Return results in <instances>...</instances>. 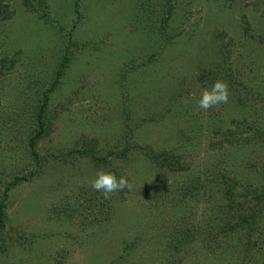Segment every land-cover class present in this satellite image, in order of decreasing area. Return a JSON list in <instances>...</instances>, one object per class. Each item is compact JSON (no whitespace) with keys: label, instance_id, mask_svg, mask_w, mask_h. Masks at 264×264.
I'll list each match as a JSON object with an SVG mask.
<instances>
[{"label":"rangeland","instance_id":"374dc122","mask_svg":"<svg viewBox=\"0 0 264 264\" xmlns=\"http://www.w3.org/2000/svg\"><path fill=\"white\" fill-rule=\"evenodd\" d=\"M254 1L256 6L246 2L236 7L233 0H178L170 22L175 33L173 43L165 47L160 55L156 52L158 61L143 74L139 72V68L131 78L119 83L120 69L129 57L140 58L141 52L143 55L152 54L153 48L159 46L160 39L151 36L150 27L145 25V21L148 19L149 23L157 22L161 3L166 4V0H49L54 28L47 25L42 17L28 13L22 0H5V4L12 8L7 27L13 36L0 40V56L12 58L18 50L28 53L32 49H36L38 56L34 67H23L18 63V71L10 79V84L3 90L0 89L1 106L10 103L9 111H30L29 109L39 106L40 98L37 99L30 91L27 95L23 94L26 96L23 101L19 100L20 96L15 88L22 82L21 78L26 72L31 75L32 80L46 75L48 70L56 66L62 45L67 46L69 42L73 44V50H76V59L51 95V104L58 112L56 125L50 138L44 143L40 142L38 146L40 154L47 156L48 163L41 167L34 180L20 182L13 187L5 202L7 225L5 237L0 238V264H100L101 255L98 256L93 249L81 250L83 244L77 242V236L71 235L72 229L69 227V224H100L96 225V220L94 224H82V218L83 221L92 218L88 217V209H83L86 213L84 216L74 217L70 222L64 219L67 216L61 217L60 206L63 203H56L63 202L67 194L83 189L82 186H100L108 189L110 195L117 192L119 200L125 202L124 210L132 212L146 198L143 178L148 176L151 179L149 175L152 172L159 175L152 168L154 165L150 164L146 147L159 153L172 146L188 150L187 145L180 146V135H173L172 125L177 121L183 131H199L192 128L190 121L179 120L177 115L185 114L186 111L195 114L194 116H202L199 117L202 126L198 128L205 133H197L198 150L194 152L193 158L184 162L188 164L185 165L187 170L178 172L180 180H163L173 183L172 188L183 184L187 176H190L189 180L205 178L198 176L204 171L199 159L208 162L217 156L216 152L220 155L219 148H209L210 138L206 133H211L214 126L221 124L232 126L231 120L235 117L240 124L241 134L238 145L240 149L236 148L234 154L239 160L247 158L249 162L254 161L256 170L261 169L260 166L264 165V144L251 136L254 131L258 132L260 120L254 114L239 119L240 111L235 109L239 105L236 101V87L230 92L227 88L229 82L200 78L214 68L213 62L227 63L228 68L238 77L242 76L247 83L253 74L264 76V70L257 64L253 49L248 50L257 46V42L252 41L256 45L246 44L249 46H245L246 52L239 44L246 40L247 31L242 28L244 20L252 25L251 32L258 30L257 34L264 36V0ZM142 6L145 9L142 10ZM214 31L217 33L213 34ZM111 44L114 47L110 53ZM227 44L231 45L228 50L224 47ZM105 48L108 51L103 53ZM239 50H242V54ZM18 57L20 58L17 54ZM21 58L25 59L24 56ZM140 61L139 59L138 62ZM259 80L264 83V77ZM34 86L33 83V88ZM139 88L158 92L155 96L151 92L148 97L146 94L132 95V89L138 93ZM196 118L191 121L195 122ZM151 119L157 121L150 122ZM131 120H146L149 124L132 133L131 123V132H127L129 130H126V125ZM130 133L131 136H128ZM127 141L137 144V147L125 158L121 151ZM88 143L95 145L102 157L106 156L105 166H97L89 157L76 158L73 163L51 158L52 152L61 151L64 154L69 149ZM20 144L21 151L18 153L25 164L28 155L25 153L24 142ZM108 147L110 148L106 150ZM112 151L114 152L108 156ZM216 172L218 171L213 170L209 174ZM231 173L232 176H238L236 169ZM9 176L11 175L8 174L7 180L4 178L0 182L9 183ZM251 178L253 177L250 176ZM108 180L113 183L119 181L124 193L120 194L113 187L109 190ZM220 181L217 185L219 188L225 187V191L228 185L223 178ZM165 191L166 183L162 182L156 193L163 195ZM1 198L0 189V202ZM198 203H202L201 199ZM236 203L230 206L227 213H219L217 218L211 212L206 213L203 205L193 204L183 211L180 207L176 209L172 203H163L160 206L166 210L161 213L163 218L158 217L156 222L149 224L145 220L137 223L138 219L131 223H137L132 232H138L136 235L143 238L144 245L137 243L139 247L135 251L123 253L129 239L124 242L128 235L120 233L115 242L106 246V250L111 248L112 252L107 254L105 251L106 257L102 264H111L112 258H118L120 253L124 255V263L162 264L158 258L166 260L170 257L171 264H264V247L250 248L248 238L244 234L238 235V229H230L234 234L226 236L220 231L229 224H236ZM168 210L170 213H167ZM148 219L150 220L149 216ZM124 221L122 217L119 221L116 220L115 225ZM86 223H90V220ZM216 223L224 226L219 228ZM262 230L264 226L261 227ZM261 231L258 233L262 234ZM131 235L133 234L130 233L129 236ZM67 237L76 240L73 242L69 239L70 242H66L69 241L65 239ZM178 239L183 242L181 247ZM65 246L76 249L72 260H66L67 262L58 255L59 250ZM113 247L118 248L114 250ZM36 249H40L39 252L30 256L31 251ZM223 251L227 252L222 254Z\"/></svg>","mask_w":264,"mask_h":264},{"label":"trees","instance_id":"16d2710c","mask_svg":"<svg viewBox=\"0 0 264 264\" xmlns=\"http://www.w3.org/2000/svg\"><path fill=\"white\" fill-rule=\"evenodd\" d=\"M233 1L235 2L236 7L246 2H250L253 6H256L254 0ZM158 2L160 3L161 1ZM177 2L178 0H166V4L161 3L160 18L157 22L149 23V20L146 19L145 25L150 27L151 36L154 35V37L160 39L159 46L156 45L153 48V53L155 54L152 53L143 55V52H141L140 58L136 56L131 58L129 57L130 59L128 58L120 69L119 77L121 80L119 83L131 78L132 74L135 73L136 70H139V68H141L139 72H142L143 74L150 68L151 65L154 64V62L158 61V58L156 59V52L160 55L161 51L164 50L165 47H168L169 44L173 43L172 38L175 36V33L172 28L173 24H170V22L176 11ZM22 3L28 13L36 14L39 17H42L45 19L47 25L54 28L52 18L50 16L52 7L50 6L49 0H22ZM143 9H145L144 6H142V10ZM11 10V6L9 4H5V0H0V40H7L13 36V33L10 32V28L7 27V21L10 20L12 15ZM242 28L246 29L247 35L245 36L246 40L244 43L243 41L239 43L240 46L245 50V46H248L246 44L256 45L257 42V46L248 48V50L253 49V54L257 64L264 70V36H259L257 34L259 33L258 30L256 32H251L250 30L253 27L247 20L243 21ZM215 33L217 32L214 31L213 34ZM252 41L256 42L253 43ZM72 45L73 44L71 42H69L67 46L62 45L56 59V66L53 67V69L48 70L46 75H41V78L39 79H35L34 77L32 80L31 75H28V72H26L25 76L21 78L22 82L17 84L18 86L15 88V91H17L20 96L19 100L23 101L26 97L24 95H27L30 91V93H33L37 99L38 97L40 98L39 106L29 109L30 111L25 109L21 111H15L12 109V111H9L8 108L10 107V103H7L5 106L0 105V180L3 181L4 178H8V174L11 175L9 176L11 179L9 183L0 182L2 195V200L0 202V238L5 237V229L7 225V219L5 218L7 213L5 202L12 188L16 187L20 184V182L34 180L35 176L40 173L42 169L41 167L48 163L46 161L47 156L40 154L38 146L40 142H46L54 132L58 112L55 107L53 108L54 105L51 104V95L59 87L62 79L65 77V72L76 59V50H73L74 47H72ZM230 46V44H227L224 47L228 50ZM113 47V44H111L110 53ZM85 48L86 45L84 44L83 49ZM108 49L105 48L103 53L107 52ZM79 51L80 50H78V52ZM239 51L242 54V50ZM17 54L20 58H17ZM21 56H24L25 59L21 58ZM37 56L38 52L36 49H32L28 53L18 50L12 58L11 56L8 58L6 55L0 56V89L3 90L10 84V79H12L18 71V63H21L23 67H34L37 64ZM139 59L141 60L140 62H138ZM224 59L227 60L226 58ZM213 64L215 65L214 68L210 69L206 74H202L200 78L203 79L205 77L204 79L207 78L210 81L224 80L225 82H229L230 84L227 88L230 92H232L236 87V101L239 105L235 107V109L236 111H240L241 115L239 116V119L243 117L245 118L248 114H254L255 117L260 120L259 123L261 124L259 125L258 132L254 131L251 136L256 140L262 141V144H264V83L259 80L264 76L253 74V76L248 78L247 83L242 76L239 75L238 77L231 68H228L226 65L227 63L221 64L220 62H213ZM243 74L245 76V73ZM245 78H247V76H245ZM254 80L256 83L255 85ZM7 81H9V83H7ZM33 83L35 84L34 88ZM139 90L140 91L136 93L132 89V95L143 96L146 94V97H148L152 93H154L155 96V94H157L156 92H158L150 89L141 90L139 88ZM22 91L26 92L22 93ZM213 112H215V110H213ZM194 115L189 114L188 111H186L185 114L177 116L180 117L179 120H183L185 122L190 121L192 128L194 130L198 129L199 131H194L192 133L183 131L180 125H177L178 121L175 125H172L174 126L173 135H180L178 136L182 141L179 143L180 146H188V150H184L186 152L177 149L178 146H172L171 148L168 147L167 150H163L160 153L159 151H154L150 147H146V153L149 157L150 164L154 165L152 168L159 175L152 172L149 175L151 176V179L148 176L143 178L142 185L144 186L143 190L145 191L144 193L146 198L144 202L135 206V211H128V213L127 210H124L123 205L125 202H121L119 200L117 192L114 195H110V193L107 192L108 189H104L100 186L94 188L90 186H82L83 189L79 188L78 191L67 194L63 202H54L56 204L63 203L62 206H60L61 217L67 216L64 219L70 222H72L71 219L73 220L74 217L84 216L86 213H84L83 209H85V211L88 209L90 214L88 217L91 216L92 218H86L84 221L82 218V224H94V220H96V225L100 224L99 226H80L69 224L70 229H72L71 235L74 234V236H77V242H81L83 244V246L81 245V250L93 249L96 251L97 255L100 254L101 256H98L102 258L100 264L103 263V259L106 257L105 251L107 254L112 252L111 248L106 250V246H108L110 242H115L114 240L117 239L120 233L128 235V238L125 239L124 242H127L129 239L128 245H126L122 250L123 253L129 254L135 251V249L139 247L137 243H142L140 245H144L143 238L140 235H136L138 232H132L133 227H135L136 224L140 223L142 220L147 221L149 224V222H156L158 217L163 218L161 213L166 211L165 208H160L163 203H172L176 209L180 207L183 211H186L188 207H192L193 204H197L199 206L203 205V208L207 210L206 213L211 212V215L215 214L214 217L217 218L219 213H227L230 206L238 200L236 203L238 205V210L236 208V224H229L226 227H223L224 225L219 223H216V225L219 228L223 227L220 231L224 236L234 234L233 231H229L230 229H238V235L243 236L244 234V236L248 238V243L251 245L250 248L255 247L256 249H262L264 247V230L261 231V227L264 226V165L260 166L261 169L256 170L257 166L254 161L250 160L251 162H249L247 161V158H244L245 160H243V158L242 160H239V157H236L234 154V150L236 148L237 150L240 149V146L238 145L240 144L239 134H241L239 131L240 124L236 122V117L231 120L233 124L232 126L221 124L220 126H214L211 133H206L208 139L210 138L209 148H219L220 150L218 151L220 152V155L216 152L217 156L212 157L208 160V162L203 161L202 158L199 159V162L202 163L201 166L204 171L198 176H205L204 179L198 177V179L189 180L190 176L186 175V181L174 188H172L173 183L169 184L168 181H163L164 179H175L176 181H179L181 176H178V172L187 170V166L185 165L188 164H185L184 162L188 158H193L195 156L194 152L198 150L197 148L199 145L197 144V133L203 132L202 129L198 128L202 126V123L199 122V120L202 121L199 119V117L202 116H199L198 114V116ZM195 117H197L195 122L191 121L192 118L194 119ZM154 120L157 121L156 119ZM154 120L151 119L149 121L152 122ZM131 123L133 125V129ZM148 124L149 123L146 120H131L126 125V130H129L127 132H131L132 129V133H135V129L145 127ZM27 127L30 129L27 130ZM128 136H131V133ZM22 142L25 144V153L28 155V159L25 164L21 161L23 157H19L18 153V151H21L20 143ZM126 144L127 145L124 147V150L121 151L122 156L125 158L137 147V144L131 143L130 141H127ZM262 146L264 147V145ZM109 148L110 147L106 148V150ZM113 152L114 151L110 152L108 156H110ZM84 157L93 159L99 167L105 166L107 162L106 156L102 157L100 155V150L98 148L96 149V146L92 143L81 144V146L69 149L68 152L64 154L61 151L58 153H51L52 159L61 162L73 163L79 158ZM235 169L238 172L237 177L236 175L232 176L233 172L231 173V171H234ZM213 170H217L218 172L209 174ZM109 171L112 173V170L109 169ZM139 172L141 173V170H139ZM227 176H229L228 179ZM250 176L253 178L250 179ZM221 178H223L224 183L228 185L225 191V187L219 188L217 185L221 183ZM108 182L110 185L109 190L115 188L118 192H120V194L124 193L119 181L117 183H113L108 180ZM162 182L166 183L167 191H165L163 195H157L156 191L160 189ZM200 199L202 203H198ZM85 206L88 207L85 208ZM167 213H170V211L168 210ZM100 215L102 217H100ZM148 216L150 220L148 219ZM122 217L125 221L122 222V224L119 223L118 225H115L117 224L116 220L119 221ZM137 219L138 222L136 224H131L137 221ZM87 220H90V223H86ZM124 224L130 225L122 228L121 225ZM139 228H141V224L139 225ZM260 231L262 234L258 233ZM130 233L133 235L129 236ZM71 237H67L65 239H70L74 242L76 239L74 240ZM19 238H21V236H19ZM70 240L66 242H70ZM73 242L71 243L73 244ZM241 242L242 239L240 243ZM240 243L238 244L241 246L242 244ZM181 244H183V242L178 239V245H180L179 247H181ZM67 245H69V243ZM116 248L118 247H113L114 250ZM39 250L36 249L31 251L30 256L35 253L37 254ZM175 250L178 249L175 247ZM59 251L60 253H58V255H61V260L65 261L72 260L74 252L76 253V249H71L69 246H65ZM262 251H264V249ZM226 252L227 251H223L222 254ZM118 256L119 257L116 259L109 257V259L112 258L111 264H138L137 262L124 263V255L120 253ZM173 257H175L174 254ZM158 260L162 264H167L165 262L171 264L170 257L166 259L167 261L161 258H158Z\"/></svg>","mask_w":264,"mask_h":264}]
</instances>
